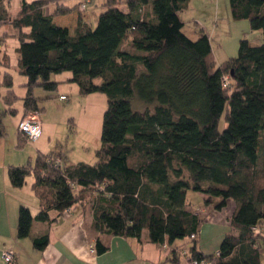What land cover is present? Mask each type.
<instances>
[{"label":"trees","instance_id":"obj_1","mask_svg":"<svg viewBox=\"0 0 264 264\" xmlns=\"http://www.w3.org/2000/svg\"><path fill=\"white\" fill-rule=\"evenodd\" d=\"M188 2L105 0L94 26L78 19L71 32L53 19L73 12L72 5L57 3L47 14L51 0H23L10 17L0 1V24L18 30V69L27 79L23 113H41L33 89L55 91L58 82L51 75L63 72L71 73L69 82L79 94L100 92L107 98L93 165L39 153L33 166H9L8 180L20 188L33 176L40 221L94 192L88 202L96 232L140 240L147 230L152 244L167 245L172 264L183 259L181 251L210 264H260L264 43L242 39L235 57L216 63L203 31L196 39L182 31L179 13ZM228 4L231 20H247L264 38V0ZM0 85L7 89L2 100L9 107L17 99L11 76L2 77ZM188 191L204 195V205L216 211L228 200L236 204L217 256L197 249L204 219L190 206ZM31 223L29 209L20 206L18 238L29 235ZM47 240L43 235L33 245L42 249ZM95 249L104 253L107 247L97 240Z\"/></svg>","mask_w":264,"mask_h":264},{"label":"rangeland","instance_id":"obj_2","mask_svg":"<svg viewBox=\"0 0 264 264\" xmlns=\"http://www.w3.org/2000/svg\"><path fill=\"white\" fill-rule=\"evenodd\" d=\"M0 1L2 7L12 17L20 9L23 0ZM25 1L31 2L33 0ZM104 1L64 0L66 5H72L75 8L73 12L69 13L70 16L66 14L67 17L63 19L65 25L74 26L77 19H82L94 26L95 17L104 10ZM200 1V20L205 25L210 27L215 17L216 19L230 17L228 0ZM57 3H61V1L51 0L49 5L55 6ZM82 5L85 6L82 8ZM184 19L189 23L191 17L185 14ZM230 24L229 35L225 31H221L218 36L214 35L215 37H213L212 51L214 60L218 64L237 55L238 44L242 39L247 40L252 45L264 43L261 31L251 30L247 20L233 21L230 18ZM188 29L196 31L194 26L188 24L184 29L185 34H187ZM17 32L8 24H0V83L2 82L3 72L6 70L12 76L11 90L17 97L11 106H5L2 99L7 94V89L0 85V119L4 127V136L0 137V169L3 166L5 168L9 166L17 167L28 163L33 166L39 153L45 154L51 150L57 156L62 157L66 164L84 162L93 165L96 161L95 151L100 147L101 123L107 106V98L100 92L87 95L79 94L76 85L65 81V77L70 75V72L51 75L52 81H54V78H58V80L65 82L58 83L55 91L46 92L41 87L33 89V95L38 98L39 107L42 108L40 114L36 113L37 117L39 119L40 116V120L46 123L48 129H50L49 132L46 131V128L43 129L41 136L35 142H30L25 140L17 131V125L22 114V98L26 93L25 83L27 82L26 77L19 72L16 66V59H18L16 47L19 44L16 36ZM190 32L188 34H192ZM74 88L77 89L76 92H74ZM61 95L66 97V100H59ZM7 108L12 109L13 114H10L6 110ZM28 114L32 113H23V116ZM224 126L222 116L219 129L222 130ZM30 177H27L26 181ZM200 197V193L187 192V199L193 209L203 206V199ZM262 233L264 235V229ZM261 254V261L264 262V245L261 247Z\"/></svg>","mask_w":264,"mask_h":264},{"label":"crops","instance_id":"obj_3","mask_svg":"<svg viewBox=\"0 0 264 264\" xmlns=\"http://www.w3.org/2000/svg\"><path fill=\"white\" fill-rule=\"evenodd\" d=\"M59 1L65 4L64 0ZM200 3V0H189L187 7L179 13L183 23L182 31L184 32L188 24H191L196 31L188 29L187 34H184L191 39H196L199 32L203 31L208 36L213 48L214 35L218 36L221 31H225L227 35L230 34V17L226 19H216L215 17L213 24L209 27L200 20ZM52 9L53 5L48 4L45 13L49 14ZM185 14L191 17L189 23L184 19ZM70 15L68 14V16ZM65 17L67 15H60L54 17L53 20L57 25L67 27L72 32L77 22L74 23V26H66L63 21ZM6 24L10 25L9 22ZM189 31L192 34H188ZM16 36H18V32ZM227 38L229 37L227 36ZM16 62L18 67V59H16ZM6 74L9 73L4 70L3 77ZM70 78L71 74L65 77V81L69 82ZM54 81L65 83L58 80V78H54ZM76 88L78 89L77 86ZM76 88L73 89L74 92H76ZM22 116L23 108L20 120ZM40 124L41 133L45 128L49 132L50 129H48L45 122L43 123L40 120ZM52 151L45 154L53 153L54 156H57ZM57 158L66 163L62 157L57 156ZM7 169L4 166L0 169V264H5L2 259L3 250L14 252L16 264H172L168 257V251L149 241L147 230L142 231L140 240L96 232L92 227L94 221L93 210L88 202L89 199L95 197L94 192L92 195L88 193L83 200L74 204L61 215L51 211L48 213V220H38L36 216L40 211V206L32 189L33 176L29 175L28 177L31 176L30 179L22 187L14 188L7 178ZM204 197L201 194L200 198L204 199ZM20 206L29 209L32 216L29 235L24 238H18L17 236ZM235 209L236 204L232 200H228L225 208L220 211L213 210L210 206H205L204 203L203 206L195 209L196 213L204 219L197 236V249L199 252L204 255H211L218 250L222 238L231 230L230 217ZM43 235H47V244L42 249H36L33 240ZM97 240H100L107 247L104 253L96 251L95 242ZM261 256L260 252V264H264L261 261ZM178 264H184V260L180 258Z\"/></svg>","mask_w":264,"mask_h":264},{"label":"built area","instance_id":"obj_4","mask_svg":"<svg viewBox=\"0 0 264 264\" xmlns=\"http://www.w3.org/2000/svg\"><path fill=\"white\" fill-rule=\"evenodd\" d=\"M84 6L85 5H82V8ZM59 98V100H66L64 96H59ZM17 130L25 138V140L35 142L41 135V124L40 120L37 117V114L32 113L23 116L17 125ZM254 233H260V229L254 228ZM194 238L195 236L191 235V239ZM162 249H167V245L163 244ZM218 254V251H216L215 255L217 256ZM179 255L183 258V260H185V264H210L208 261L205 260L190 259L186 252L181 251ZM2 259L5 264H16V256L12 250H3Z\"/></svg>","mask_w":264,"mask_h":264}]
</instances>
